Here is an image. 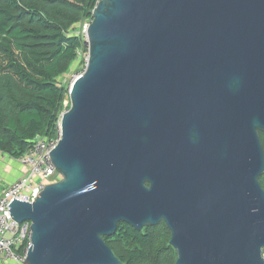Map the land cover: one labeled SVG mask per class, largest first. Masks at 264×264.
Here are the masks:
<instances>
[{"label": "water", "instance_id": "95a60500", "mask_svg": "<svg viewBox=\"0 0 264 264\" xmlns=\"http://www.w3.org/2000/svg\"><path fill=\"white\" fill-rule=\"evenodd\" d=\"M68 87L60 179L23 264H122L119 223H164L175 264H264V0H99Z\"/></svg>", "mask_w": 264, "mask_h": 264}, {"label": "trees", "instance_id": "16d2710c", "mask_svg": "<svg viewBox=\"0 0 264 264\" xmlns=\"http://www.w3.org/2000/svg\"><path fill=\"white\" fill-rule=\"evenodd\" d=\"M97 1L0 0L1 153L16 159L37 137H56L60 113L69 108L67 85L59 78L84 49L70 31L91 18ZM259 136L264 149V133ZM260 183L264 189V173ZM103 239L122 264L176 261L164 223L140 231L119 223L115 234Z\"/></svg>", "mask_w": 264, "mask_h": 264}, {"label": "built area", "instance_id": "2783aa9c", "mask_svg": "<svg viewBox=\"0 0 264 264\" xmlns=\"http://www.w3.org/2000/svg\"><path fill=\"white\" fill-rule=\"evenodd\" d=\"M90 22L91 18H87L70 31L71 34L81 38L83 50L87 49V51V29ZM81 52L78 54L79 59L82 58ZM84 60L86 66L88 53ZM80 74L78 73L74 79ZM64 111L60 113V116ZM60 136L59 124L57 123L55 138L47 140L37 137L32 146L16 158L26 171L0 194V263L23 264L26 259L27 249L30 246V222L17 223L14 221L10 217L7 205L13 198L31 203L36 199L37 194L43 191L44 186L60 179V175L51 163L49 156V152L55 148Z\"/></svg>", "mask_w": 264, "mask_h": 264}, {"label": "crops", "instance_id": "0c3cea01", "mask_svg": "<svg viewBox=\"0 0 264 264\" xmlns=\"http://www.w3.org/2000/svg\"><path fill=\"white\" fill-rule=\"evenodd\" d=\"M25 171L26 169L16 159L0 152V194ZM6 263L8 262H1L0 264Z\"/></svg>", "mask_w": 264, "mask_h": 264}, {"label": "rangeland", "instance_id": "374dc122", "mask_svg": "<svg viewBox=\"0 0 264 264\" xmlns=\"http://www.w3.org/2000/svg\"><path fill=\"white\" fill-rule=\"evenodd\" d=\"M88 51L83 50L80 55L82 58H78L77 61H75V63L70 67V69L59 78V81L61 84H64L65 86L67 85V89L70 86V84L72 83V80L74 79V77L78 74V73H82L83 70L85 69V60L84 57L87 55ZM69 103V99L68 96H66L65 101H64V105L65 107ZM1 190V188H0ZM6 264H14V263H6Z\"/></svg>", "mask_w": 264, "mask_h": 264}]
</instances>
